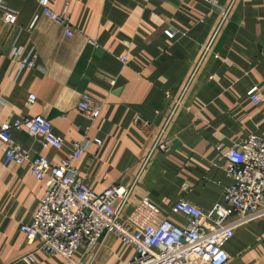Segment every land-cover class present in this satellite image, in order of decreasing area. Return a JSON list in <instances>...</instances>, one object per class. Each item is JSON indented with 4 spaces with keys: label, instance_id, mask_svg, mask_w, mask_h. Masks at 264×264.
Returning <instances> with one entry per match:
<instances>
[{
    "label": "crops",
    "instance_id": "1",
    "mask_svg": "<svg viewBox=\"0 0 264 264\" xmlns=\"http://www.w3.org/2000/svg\"><path fill=\"white\" fill-rule=\"evenodd\" d=\"M4 2L17 11V20L14 25L0 21V120L13 122L26 114L48 118L64 142L61 151L40 147L23 130L11 133L14 142L50 164L68 152L71 140L99 138L101 145L89 144L75 165L85 184L101 192L110 185L128 186L137 176L151 135L133 119L147 118L154 127L163 122L228 0H49L53 11L68 14L71 37L43 14L38 0ZM166 28L176 34L168 37ZM12 47L21 58L35 57L34 65L20 67V59L9 55ZM122 54L128 57L125 64ZM253 87L257 103L248 95ZM29 94L36 96L33 103ZM84 95L104 103L95 119L78 108ZM251 134L264 138V0H236L167 128L168 148L156 151L139 174L122 219L144 197L179 227L186 220L170 211L177 200L203 212L222 203L231 179L220 150ZM44 188L28 163H6L0 152V264L34 249L19 225L31 221ZM224 248L227 264H264V216L236 226ZM132 254L129 244L108 233L95 253L83 244L74 258L126 264ZM36 260L69 264L43 251Z\"/></svg>",
    "mask_w": 264,
    "mask_h": 264
},
{
    "label": "built area",
    "instance_id": "2",
    "mask_svg": "<svg viewBox=\"0 0 264 264\" xmlns=\"http://www.w3.org/2000/svg\"><path fill=\"white\" fill-rule=\"evenodd\" d=\"M214 4L213 0H204ZM236 0L220 6L219 18L214 31L205 46L193 71L173 99L163 122L154 127L147 118L139 115L134 124L145 134L151 135L150 146L139 162V172L128 186L110 185L101 192L90 189L81 177L75 163L87 151L89 144L101 145L99 138L84 136L81 140H71L69 150L61 154L56 163L50 164L41 154L31 155L12 139V129L25 131L40 147L61 151L63 140L53 132L48 118L43 115H22L13 122L0 120V152L5 162L28 163L30 174L45 183L44 192L31 221L21 223L19 231L34 249L9 264H38L36 254L43 251L63 258L69 264H86L74 258L76 249L85 244L96 252L106 234L112 233L133 248V254L126 264H227L230 260L224 246L232 238L236 226L264 216V138L248 135L231 147L220 150V159L226 161V175L231 183L225 186L223 202L216 203L209 211L191 202L180 199L174 202L170 211L186 220L179 227L161 215V210L147 197L122 219V212L132 196L137 178L147 166L151 156L165 150L170 144L167 128L199 68L203 58L217 34L224 28ZM43 14L60 24L64 34H73L68 14L55 12L49 7V0H38ZM17 11L0 0V21L8 25L16 24ZM164 33L173 37L176 32L166 28ZM94 45L95 41H91ZM129 46V43L126 42ZM9 55L19 58L20 67H32L34 58H21V51L12 47ZM127 63V54L120 56ZM250 98L259 101L258 88L248 91ZM34 94L28 101L33 103ZM104 107L102 101L87 95L82 96L78 108L89 118L95 119ZM219 149V148H218ZM187 188L186 183L183 184ZM135 226V228H134ZM94 254H92L93 258ZM92 258L87 264H91Z\"/></svg>",
    "mask_w": 264,
    "mask_h": 264
}]
</instances>
